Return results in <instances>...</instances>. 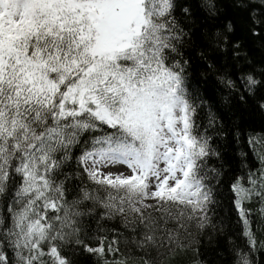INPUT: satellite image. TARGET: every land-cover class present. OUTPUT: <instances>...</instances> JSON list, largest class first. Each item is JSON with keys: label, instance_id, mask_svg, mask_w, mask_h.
Instances as JSON below:
<instances>
[{"label": "snow or ice", "instance_id": "snow-or-ice-1", "mask_svg": "<svg viewBox=\"0 0 264 264\" xmlns=\"http://www.w3.org/2000/svg\"><path fill=\"white\" fill-rule=\"evenodd\" d=\"M175 10L174 0H0V197L9 198L0 264H70L61 247L72 237L103 256L106 237L96 248L79 239L86 201L89 213L104 210L101 219L134 214L133 243L144 253L183 249L180 229L210 223L209 173H220L208 161L219 153L197 131V105L177 59L186 34ZM245 80L249 90L258 84ZM249 146L259 174L248 173L250 187L237 178L232 191L254 247L243 205L253 197L264 203V140L252 137ZM73 160L82 173L64 171ZM116 165L131 175L101 171ZM81 174L98 187L82 184L69 202L66 181ZM117 243L109 241V253L119 252ZM141 259L154 264L150 255Z\"/></svg>", "mask_w": 264, "mask_h": 264}, {"label": "trees", "instance_id": "trees-1", "mask_svg": "<svg viewBox=\"0 0 264 264\" xmlns=\"http://www.w3.org/2000/svg\"><path fill=\"white\" fill-rule=\"evenodd\" d=\"M174 2V15L186 34L177 59L184 67L188 95L197 105V131L209 137L211 147L219 153L218 157L213 156L208 161L209 166L220 173L218 177L209 173L208 183L214 201L208 206L210 223L201 230L195 221H191L187 231L180 229L177 244H183V249L173 245L171 251L166 246L144 253L133 243L140 231L134 222V214L101 219L104 210L96 207L89 213L88 209L93 205L86 201L80 205L85 215L78 218L79 239L96 248L100 238L106 237L104 255L85 251L72 237V243L61 247V254L70 264H111L115 260L143 264L141 257L148 258L149 255L154 264H237L238 252L246 255L249 264H264V215L260 211L264 203L253 197L243 205L250 211L253 247L243 235L232 191L237 178L244 187H250L248 173L258 175L261 168L260 160L249 146V139L264 140V4L260 0ZM249 75L258 81L251 90L245 80ZM79 154V148L74 150V157ZM64 171L82 173L75 160ZM82 184L90 189L98 187L84 174L69 179L66 181L69 202L78 196ZM8 203V196L0 197V214L7 215ZM113 239L118 241L114 247H118L119 252L109 253L107 246ZM6 251L11 257V251ZM44 260L48 261V257Z\"/></svg>", "mask_w": 264, "mask_h": 264}, {"label": "rangeland", "instance_id": "rangeland-1", "mask_svg": "<svg viewBox=\"0 0 264 264\" xmlns=\"http://www.w3.org/2000/svg\"><path fill=\"white\" fill-rule=\"evenodd\" d=\"M101 171L102 172H113V173H116V172H124L126 175H131L130 171L127 170L124 166H121V165H116L114 167H109V168H101ZM148 202H151V201H148Z\"/></svg>", "mask_w": 264, "mask_h": 264}]
</instances>
